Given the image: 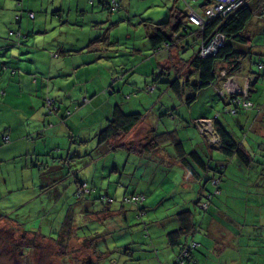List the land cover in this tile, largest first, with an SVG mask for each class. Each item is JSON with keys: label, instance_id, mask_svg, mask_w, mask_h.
Instances as JSON below:
<instances>
[{"label": "rangeland", "instance_id": "obj_1", "mask_svg": "<svg viewBox=\"0 0 264 264\" xmlns=\"http://www.w3.org/2000/svg\"><path fill=\"white\" fill-rule=\"evenodd\" d=\"M89 1L94 3L93 5L90 3L87 11H71V14L68 16V11L63 10V17L61 20L57 18V20L53 21L51 24L47 22V24L45 23L42 25V27H38L39 31H37L39 34L44 33V35L54 34L52 37H50L53 39L54 43H56L57 40L66 43L70 40H73L78 46H86V50L82 58L90 56L94 58V65L97 66L98 74L103 75V80L99 76L97 83L93 80H91V82L89 79H76L70 81V85L74 86L71 94L76 93V87L79 86L78 83L83 85V88L78 91V94L81 98L84 95L91 96L92 92L95 90H97V92H100L104 89L111 91V87L114 85L113 82L118 81V72H125L126 70H114V68L109 64V61H112L111 58L116 55L115 53H118L122 50H127L131 54V59L133 62H137L140 59L146 58L151 51V43L147 30L150 28L155 29L157 26H161L166 32L170 33L175 26L172 15L168 13L169 11L160 9L161 7H165L161 0L156 1V5L160 8L145 9L142 7L143 5H141V19L136 16H131L121 12L123 10L122 8L111 11L107 8V6L103 8V6L99 5L98 0ZM170 1L171 0L168 2ZM247 1L250 2V4L257 10L258 0ZM15 2L16 0H0V6H7ZM27 2L31 5L30 8L32 10H36L33 5H41L44 10L48 8V10H45V12H47L49 16L51 13H53V8H51V0H27ZM40 2H43V5L40 4ZM179 3L180 6L175 3V8H182L183 1L179 0ZM191 3L195 6H198L200 4V0H194L191 1ZM180 8H177V11L174 10L172 13L178 14L181 12L180 17L184 19L185 15ZM163 12L168 14L165 21H162L163 19L160 17ZM144 20H148L147 25L145 24L146 21ZM252 22L257 23L260 26H264V18H258L256 14ZM188 23L190 26L196 27V25L192 23L191 20H188ZM95 33L97 34L96 37ZM145 33L146 35L144 36ZM178 41L179 44L177 46H173L170 48V50H168L170 51L169 56H167V54H163L165 52L164 51L161 53V56H156L155 58H153V56L151 57L152 61L161 62L165 69L164 73H161V67L157 68L152 74L148 73L149 75L136 72L131 76L130 79H132V82L141 87V95L134 97L135 95L131 93L133 91L127 90L132 98L126 99L121 97L120 100L118 99V102H120L125 111H141L143 113V117L152 120V122H147L148 125L144 123L139 124L137 127L140 128L135 134L142 136L146 126H153L156 131H162L164 137H166V134H168L171 135L172 138L177 137L179 139H184L186 145L191 147V138L186 136L189 133H200V130L195 127L192 122H190V118L193 115L206 114L210 109L209 106L211 105L214 113L217 111L219 112L220 120H224V117H227L234 122L235 118H237V115L242 116L246 112L248 113L249 110H242L233 115L226 111V107L229 105V103L223 104V98L220 99V95L213 87L206 86L205 88H199L198 90H195L194 84L197 78V73L195 71L181 75L182 78L188 77L190 82L189 84L184 83V86H187L185 90L187 93L184 95V99L187 100L186 96L193 95L194 93H198L199 97L192 104H190L191 100H189L188 103H186L184 99L182 100L181 97L173 90V88L169 86V81L172 80L177 73H179L180 66L184 62L188 61L189 58L193 56L195 51L198 50L201 44V39L197 32H190L189 34H184L181 36ZM254 42H256V44H254L255 51H259V49H261V53L253 54V59L264 62V27L259 33L253 34V43ZM181 43L186 44L182 47L180 45ZM128 52H126V54H128ZM101 54L104 56L101 57ZM105 55L110 56V58L106 57ZM175 57H177V61L174 59ZM68 68L74 72L72 63L68 65ZM261 70V77L252 83L255 88L251 91L250 98L253 101V105L249 107V112L259 110L257 109L258 107L260 110H262L264 115V68ZM106 76L110 81V85H106L107 87L103 88V82H107ZM44 80L47 82L48 77H45ZM146 81L156 82L157 87L153 90L154 92L150 89H146L148 87L145 83ZM88 85H91L89 89H85ZM127 92L124 93L125 97L128 96ZM152 92L153 94H151ZM59 93L60 92L56 89V87L49 86L44 90L45 98L49 95L50 97L55 98L57 109L50 113L44 101V109L46 111L45 113L49 115L50 119L47 121L46 129L43 130V135H49L51 128H57V133H59L63 126H66L64 123L66 119H68V125L74 129L71 130L69 134L74 144L77 142L76 139L79 134L78 130L80 128L91 129L86 133H93L99 130V127L103 121H100L99 123L100 114L98 109L94 114H92L91 112L93 111V107L90 103H84V108L80 106L79 109L76 105L71 106L70 108L66 107V103L64 104L60 102L64 99V93ZM62 96L63 99H61ZM99 109L101 110L102 115L105 117L106 112L104 108L99 107ZM67 110H71V113L65 115ZM86 115H93L97 119V124L91 126L85 125V123L82 122L81 117ZM66 116L68 117L66 118ZM0 119L3 120L2 115H0ZM88 120L89 119H86V122H88ZM262 121L264 122V117L262 118ZM234 123L237 127H239L236 122ZM256 126L257 124L255 125V128H257ZM20 127H23V124ZM2 131L3 130L0 131V144L2 147H7L9 146L10 142H4L3 136L4 134H8V132ZM15 132L16 129L14 130L13 135H15ZM71 134H76L77 136L73 138ZM240 135V128H236L234 133L235 138L239 140ZM87 137L88 136L86 135V137H82V139ZM248 138H255L257 142L260 139L257 133L253 130H251ZM121 139L124 140V137ZM261 140L263 141V139ZM96 143L97 136L94 135L88 140H85L84 143L80 144L79 146L84 148L88 147L89 149L87 150H90L91 148H94ZM59 144L61 146L60 148L62 149L61 153L65 154L68 151V146L71 144V142H60ZM53 146L54 145L48 146L45 151L39 155V160L43 159L50 161L48 165L49 174L51 169H53L54 172H59L61 170L59 166L54 164V161L56 160V154L58 152ZM5 149L1 148L0 150V152L3 153L2 156L4 155V157L0 158V210H3L2 212H4L5 215L7 214L10 216H15L16 222L27 224L28 226L31 224L33 227H36L39 221H41L39 227L41 228L40 231L51 233V237H56L59 239L55 240L46 236H40L37 232H35L38 235L35 236L40 245L32 249L25 248L23 254L20 255V252L17 249H12L13 242L11 241H13L15 238L19 239L21 237V232H17L16 234L10 233L11 235H9L5 230L3 231V229H0V264H57L62 261L64 262L65 260L72 261L73 259V261H86L89 258L92 259L93 264H115L113 262V258L111 260L110 258L106 257L107 255L105 254L107 253L108 248L104 243H101L102 241H100V247L101 249H105L104 254L97 251L95 247H88L82 238L77 237V235L73 233L75 229L79 231V226L85 230H91L100 227V217L103 214L106 216V214H100V212H96L92 213V217H89L88 212H83L81 210L78 211V206L82 204L78 202L77 197L74 196V194L72 195L73 185L71 183H69V201L66 202L63 207L61 205L62 197L59 199L60 192H58V194L54 193L57 195L54 197L55 200L54 198L51 199L50 197H46L48 195L45 194V192L48 193V189L51 188L48 177L43 176L40 183V180L35 173L34 185H32L33 183L31 179L26 184H24V186L22 183V169L23 166H25V158L22 155L10 156L11 152L9 151V148L6 150ZM74 149L75 146L72 145L70 153L76 155L75 158L79 159V156L77 155L76 151H74ZM96 150V148H94L92 151L90 150L88 156H91V152ZM107 151L108 152L103 156H100V154L97 153V173L95 175V181H93L91 178L89 179L91 187L90 197L95 196L94 198L97 199V208H102L103 198H105L104 196L109 195L113 196L114 198L112 202H109L110 206H115L122 203L126 207L129 206V209L124 210V213H126L127 217H131V221H129V223L136 231L135 236L137 239L142 240L143 238L141 233H138V231L141 229H144V231L149 229L152 232H155L156 228H161L163 230V223L153 221L155 216H152L156 211H159L160 214H164V210L162 209L163 203L171 204L169 210L174 211L177 208H182L177 205L180 201H182V199L192 197L188 200V202L193 203L192 205H196L197 199L200 198V190H203L204 188L210 189L213 187L211 180L208 182L204 181L202 184L198 182L196 185H186L183 187L170 184L165 188H170L169 190H172L174 186L176 192H171V196L161 200L154 208L150 207L148 210H142L143 205L141 203L130 204L126 201H123V198L125 192L134 189V186L130 184L128 188L129 190H127L128 182L130 183V178L139 179V172H142L143 169V171L146 173L147 170L144 169V167L137 166L136 161L133 160V155L122 146H118ZM259 151L261 153L264 152V142L262 144V148ZM213 154L214 160L211 159V162L216 164L217 162H222L223 160V162L227 164L225 170L229 176L226 177V180L224 178L221 180L220 188L224 187V190H221L223 196H220L221 191L217 193L208 213L216 215L218 220L224 225L225 236L220 241V245L211 250L209 247H205L206 245L209 246L207 244L208 241L205 239L206 231L205 229L200 228V230L194 234V241L200 242L199 246L195 250V252L198 254V259L200 260L201 264H264V247L260 245L261 243L264 244V186L253 183L252 178L248 176L249 172L243 169L240 170L237 167L238 161L235 157H227V155L220 152V150H217L216 147L213 148ZM51 155L54 156L51 157ZM127 155L129 156V161ZM78 159L77 163L81 164L82 161ZM116 162H118V164ZM27 171L28 168L25 169V172ZM158 172L160 174L159 170ZM28 174L30 176L34 175V173L31 171H29ZM133 175L135 177H133ZM50 176L53 178H58V176L55 174ZM243 176H246L248 180ZM144 178L145 176L142 178V180H144ZM142 180L137 189L140 188V190L143 191L147 190L148 196H150L151 193L148 190V186H154L158 180L155 177V174L148 182ZM253 181L256 182V180ZM67 182H69V180L64 178L62 184ZM239 184H242L241 188L234 187V185L238 186ZM116 189H118L117 193ZM186 190L190 192L186 193ZM211 190L213 191L214 188ZM184 194L186 196H184ZM202 199H206L205 194L202 195ZM175 201H178V203L175 204ZM51 204L54 205L51 206ZM135 205L137 207L133 211L132 208H134ZM197 208L199 209L198 206ZM43 209H45L44 212L46 215L43 212ZM69 210L74 215L73 220L80 225L77 226V228L76 226H72L70 232L71 236H68L66 238L67 240L64 241V237H66L65 232L61 233L60 237H57L56 235L58 234L57 230L60 231L59 229L62 227V223H59L61 211L68 212ZM207 219L208 217L204 214L201 215L200 212L197 213L196 220H201V225L205 228L207 225ZM164 220H166V223H169V219L161 218V221ZM0 222H2V219H0ZM51 222H54L53 229L50 228ZM15 225L18 226L17 223H15ZM169 226V228H172L174 224ZM126 230L128 229L119 230L118 228L113 232L108 231L107 236L109 238H114L117 241L122 239L121 241H118V243L123 244L129 241L128 239L130 237V234L125 232ZM62 237L64 238L63 240ZM58 240H60V242H58ZM156 242L159 243V240ZM58 243L66 244L64 251L61 250L60 244ZM95 244L97 247V241ZM176 252L177 246L171 248L170 255L166 258V264H172V262H168L167 259L171 260ZM143 253H150V260L155 261L157 264L155 256L158 258L160 252H157L156 249L152 248L151 251L143 250ZM76 263L78 264L79 262L76 261ZM137 263L138 262L135 264Z\"/></svg>", "mask_w": 264, "mask_h": 264}, {"label": "crops", "instance_id": "obj_2", "mask_svg": "<svg viewBox=\"0 0 264 264\" xmlns=\"http://www.w3.org/2000/svg\"><path fill=\"white\" fill-rule=\"evenodd\" d=\"M156 1L157 0H120L121 8L123 9L121 12L129 14L131 16H136L139 19H141L142 16V14H140L141 5H143L142 7L145 9L160 8L159 6L156 5ZM168 1L169 0H161V2L164 4L165 7H161L160 9L169 11L168 13L172 15L171 10L175 8V3H177L179 6L180 3L178 0H171L170 2ZM201 2H203V0H200V3ZM90 3L91 5H93L94 2H90L89 0H51V8H53L52 11L53 13H51L50 16L47 12H45V10H48V8L44 10L41 5L40 6L33 5V7L36 10H33L34 12H31L32 10L30 8L31 5L27 2V0L22 1V7L24 10L22 11V14L19 17L17 16V13L19 12L18 10L19 7L16 5V3L9 4L7 6H0V89L3 88L5 90V93L3 94L0 93V115L3 116V120L0 119V131L3 130L2 132H6V131L8 132V134H4V135H7L9 137V140L8 141L3 140V141L7 143L10 142L9 146L2 147V145L0 144V147L3 149L9 148V151L11 152L10 156L22 155L25 158L26 160L25 166H23L22 169L23 185L26 184L31 179L33 183L32 185H34L33 177L28 174L29 171L33 172L35 169V166H31V162L32 163L42 162L43 159L39 160V155L42 154L48 146L54 145L53 147L56 148L55 150H57L58 154L60 155L69 154L71 152L72 145L75 146L74 151H76V153H83L85 151H88L90 153V150L92 148L90 150H87L89 149L88 147L84 148L79 145L84 143L85 140H88L89 138L97 134V131L93 133H86L88 130L91 129L80 128L78 130L79 132L78 136L76 134L75 135L71 134L73 138L77 136L76 139L77 142L76 144H74L69 135L70 131L74 129L70 125H68V119H66L68 116H66L65 118L66 120L64 121L66 126H63V128L59 132L61 134L57 133V128H51L50 134L47 136L41 134L40 132H42V128L47 124V121L50 119L49 115L45 113L46 111L44 109V101H45L44 90L46 87L49 86L56 87V89L60 92L59 94L64 93V99L62 96L61 99L63 100L60 102L64 104L66 103V107L70 108L71 106L78 105L77 108L79 109L80 106L82 107L84 106V103H90L93 107V111L91 112L92 114H94L98 109L100 114L99 123L100 121H103V123L99 127L100 129L107 122V115L110 114L113 103L117 102L118 99L120 100L121 97H124L126 99L132 98V96L127 92V90L133 91L131 93L135 95L134 97H138V95H141L140 92L141 87L138 86L136 83L132 82V79H130L133 74H135L136 72H140L141 64L146 61V65L144 66L143 70H141V72H145V74L143 73L144 75H147V73L151 71V69L153 70L154 67L159 66V61H157L156 63L151 60L152 58H150L152 56L156 57V55L148 54L150 56H147V58L140 60L138 62H133V60L131 59V54L127 50H122L119 51L118 53H115L116 55L113 58H111L112 61H109V64L114 68V70L126 69L125 72H121V71L118 72L119 73L118 75H123V77L121 79H118V81L113 82L114 85L112 83L113 86L111 91L104 89L101 90L100 92H97V90H95L94 92H92L89 101H86L87 99H84L83 97L81 98L78 94V91L81 90V88H83V85L78 83L79 86L76 87L77 88L76 93L71 94V91L74 88V86L70 85L71 80L89 79L90 81L93 80L97 83V79L99 76L103 80V75L98 74L97 66L94 65L93 62L94 58H92L91 56L82 58L85 53L86 46H78L76 42L73 40H70L67 43L57 40L56 43H54L53 39L50 38L54 34L44 35V33L39 34L37 31H39L38 27H42V25H44L45 23L47 24V22L51 24L53 21L57 20V18L61 20V18L63 17V10L68 11V16H69L71 14V11H79V10L87 11V9L90 6ZM98 3L99 5L103 6V8H105V6L107 5L106 4L107 0H98ZM40 4L43 5V2H41ZM176 8H180V7H176ZM180 9L184 11V5ZM27 10H29L30 12H27ZM57 11L58 13H55ZM167 15L168 14H165V12L161 14L160 17L163 19L162 21L166 20ZM145 19H149V18H145ZM144 21H146L145 24L147 25L148 20H144ZM155 23H159V22H155ZM12 29H16L17 32L22 33L23 35L26 36L22 38L15 37L14 34L10 32V30ZM151 31L152 28L147 30V33L150 34ZM145 35L146 33L144 34V36ZM96 36L97 34L95 33V37ZM184 45L185 43H181L182 47ZM126 52H128V54H126ZM150 52L152 54V50ZM103 56L104 55L101 54V57ZM105 56L110 58V56L108 55ZM191 58H189L188 61L182 64V68H184V70H190V68L192 67L190 63ZM253 60L254 59H249L246 62H244L241 71H243L242 73H244V71L253 72L256 75V80H258L261 77V73H262L261 69H263L264 67H259L257 64L253 62ZM3 62H6L9 67L4 69L2 67ZM71 63H72V67H74V72H72L71 69L68 68V65ZM11 67L15 68V72H12V70L10 69ZM45 77H48L47 82L44 80ZM145 83L146 85H148L149 83L152 82L146 81ZM106 85L107 86L110 85V81L108 80V77H107V82H103L102 87L106 88L107 87ZM90 86L91 85L86 86L85 89H89ZM254 88L255 86L251 85V91ZM251 91H250V95H251ZM125 92L128 93V96L126 97L124 96ZM153 92L151 94H153ZM48 97H50V95ZM99 107L104 108L106 112L105 117L102 115V112L99 109ZM209 108L210 109L206 114L211 115L213 113V108L211 105L209 106ZM257 109L259 110L253 109L254 112H249L250 109H247V111L249 110L248 113L246 112L242 116L237 115V118H235L234 122H236V124L239 127H237L235 123L227 117H224V120H220V116H219L218 119L230 132H232L233 136L236 131V128L237 129L240 128L241 135L239 140L236 139L235 136L234 138L242 143V145L245 147L248 153L252 154V158L247 162L240 160L235 156H231V158L235 157L237 159L238 161L237 167L240 170L243 169L249 172V174L248 173L246 174H248V176L252 178L253 183H255L256 185L264 186V152L261 153L259 151L262 148V144L264 142V137H263L264 122L262 121L264 115L262 113V110H260V108L257 107ZM66 112L67 113L65 115H68L69 110H67ZM81 119L82 122H84L85 125L88 126L97 124V119L93 115L82 116ZM86 119H89L88 122H86ZM147 122H152V120L143 117L142 120H140L137 124L134 125V127L130 131H128V133L123 135L124 137L123 141L144 143L147 140L148 136L150 135L152 126L147 127L145 125L146 126L145 131L142 136L135 133L140 128L137 127L139 124L144 123L148 125ZM22 124L23 127H20ZM256 124H257L256 126L257 128H255ZM15 129L16 132L15 135H13ZM251 130L255 131L258 137L260 138L258 142L255 140V138H250V139L248 138ZM86 135L88 137L82 139V137H86ZM188 135L189 138H191L190 143L192 148H196L200 152H203V150H205V148L208 147L204 137L201 134L189 133ZM261 139H263V141ZM67 141L71 142V144H69L68 146V151L65 154H63L61 153L62 149L60 148L61 146L59 143L60 142L66 143ZM138 147L139 146L134 148L137 149ZM94 148L97 149V143ZM101 149H102L101 151L105 154L106 148L103 147ZM166 151L167 149L165 147L162 151H160V149L157 150L143 149L142 152L134 151V149L129 150V153L133 155V160L136 161L137 166L144 167V169H146L147 172L145 173L142 169V172L141 171L139 172L140 174L139 179L130 178V183L128 182L127 190H129L128 188L131 184L134 186V189H131V191L137 190V192L142 191L144 194L146 193L145 194L147 200V205H145L146 208L147 207L154 208L161 200L171 196V192H176L174 186L172 190H169L170 188L168 189L165 188L170 184H173L178 187H183L186 185L187 186H191L193 184L196 185V183H198L196 179L192 177H188L185 174H183L179 163L177 162V160L174 159L175 154H171L169 151L168 152ZM2 154L3 153L0 152L1 155L0 158L4 157V155L2 156ZM96 158H97V150L91 152V156L83 155L79 157V159L75 158V167L76 169H78V173L80 177H85L86 175H92L93 181H95V177H96L95 175L97 173ZM127 158L129 161L128 155ZM77 159L81 160L82 163L78 164ZM116 163L118 164V162ZM167 166L168 167L170 166V168H168ZM26 168H28L27 172H25ZM235 169L238 170L237 168ZM158 170L160 171V174ZM154 174L158 182L155 183L154 186L152 187L148 186V190L151 193L150 196H148L147 190L143 191L140 190V188L139 189L137 188L141 184V180L144 176L145 178L142 181L148 182L153 177ZM227 176L229 175L225 170L223 178L226 180ZM133 177L135 176L133 175ZM243 177L247 179L246 176ZM48 180L52 183L53 181H55V178L53 177L48 178ZM253 180H256V182ZM143 186L145 187L144 184ZM241 186L242 184H239L238 186L234 185V187L237 188H241ZM153 189H157V190H153ZM208 189L209 188L207 189L204 188L203 190H200L199 197L202 196L200 194L204 195V193ZM58 190L60 192L59 199L62 197L61 205L63 206L66 202L69 201V199L67 195L65 198H63V194H61L60 189ZM117 190L118 189H116V193ZM221 190L223 191L224 187H222ZM222 191L220 196H223ZM189 192L190 191L186 190V193ZM53 194H54L53 192L49 191V193L47 194L48 196L46 197H50L52 199L57 196ZM184 196L186 195L184 194ZM191 198L192 197L184 198L177 205L179 207H183L188 203V200ZM83 202H85V200ZM89 202H92L91 203L93 207L92 211H94V212H89V217H92L93 216L92 213H96V212L97 213L100 212V214L103 213L106 214V216L104 214L101 215L100 217L101 226L98 227V229L94 228L88 230L89 233L93 234L94 236L95 233L97 232L96 230L101 231L103 233L104 239L101 240L102 241L101 243H104L108 248L107 253L105 254L107 255L106 257L110 258L111 260L113 258L114 259L113 262L115 264H135L136 262H138L137 264H156L155 261L150 260L151 257L150 253L148 254L143 253V250L151 251L153 248L156 249L157 252H160L158 258L154 255L157 260L156 261L157 264H166V258L170 255L171 248L174 247L167 241L166 231L175 228L178 225V221L175 219L174 215L178 210H180V208H177L174 211H170L169 208L171 207V204L163 203L162 209L164 210L163 211L164 214H160L159 211H156L152 215L155 216V219L153 221L163 223V230L161 228H156L155 232H152L149 229L147 231L141 229L140 231H138V233L140 232L141 235L143 236L142 240H140L136 238L135 236L136 231L129 223V221H131L130 220L131 217L130 216L127 217L126 213H124V210L126 209L128 210L129 206L126 207L123 204H118L115 206H109L108 207L110 208L109 210L102 211L100 210V208L99 210H97V201L93 200ZM174 203L176 204L178 203V201H175ZM53 205L54 204H51V206ZM122 206L124 210L121 209ZM136 207L137 206L135 205L134 208H132V210L134 211ZM2 211L3 210H0V217H1L0 219H2V222H0V229H3V231L5 230L7 234L11 235V234H16L17 232L26 231L29 234L37 232L38 235L40 236H46L51 238L49 236L51 235V233L40 231L41 228L39 227L41 221H39L36 227H33L31 224H29L28 226L27 224H21L19 222H16L15 216H10L7 214L5 215L4 212ZM44 211L45 209H43V212ZM63 216H64V211H61L60 220H63ZM160 216L161 218L169 219V223H166V220L161 221ZM167 216H169V218ZM60 220L59 223L61 222ZM15 223H17L18 226H16ZM53 223L52 222L50 223L51 229H53L54 227ZM172 224H174V226H172V228H169L170 227L169 225ZM118 228L119 230L128 229L125 232L130 234V237L128 239L129 241L120 244L118 243V241H121L122 239L119 238L120 240L117 241L114 238L111 237L109 238L107 236L108 231L113 232L115 229ZM206 229L208 230V234H205V239L208 241L207 244L210 245L209 248L212 250L220 245L219 244L220 241L225 236L224 225L218 220L216 215L210 213L207 219ZM76 232L77 230L73 231L74 234H76ZM67 237H65L64 241L67 240L66 239ZM84 237L85 236L79 238H82L83 241H85V244L88 245V247L90 246L95 247L97 251L103 254L105 253V249H101L100 247L101 245L100 242L97 243V247H96V244H94L95 239H93V241H89ZM15 240L17 239L15 238ZM157 240H159V243L156 242ZM90 242H92V245ZM58 244H65V243H58ZM260 245L264 247V244L261 243ZM37 246L38 244H34L32 248H35ZM179 249L180 246L177 247V252L174 254L172 259L171 260L167 259L168 262H172V264H177L175 262V257L179 253ZM198 264H201L199 259H198Z\"/></svg>", "mask_w": 264, "mask_h": 264}, {"label": "trees", "instance_id": "obj_3", "mask_svg": "<svg viewBox=\"0 0 264 264\" xmlns=\"http://www.w3.org/2000/svg\"><path fill=\"white\" fill-rule=\"evenodd\" d=\"M22 1L23 0H16V5L19 7L18 10L19 12L17 13V16L19 17L22 14V11L24 10L22 7ZM179 1V0H178ZM183 1V5L185 7V0ZM191 1L194 0H190ZM119 5L117 8H111L109 6L110 2L107 0V8L110 9L111 11L118 10L121 8V2L118 0ZM206 2L210 3V0H203L198 6H195L191 3L192 6L197 8L200 12H204V7ZM41 3V2H40ZM264 0H258V8L257 10L255 7H253L250 2L246 1L239 5L233 12L228 13L226 16H223L219 14L218 16L210 18L204 27H199L197 24L194 29V26H190L188 23V16L186 14V11H182L185 15V18L182 19L181 12L178 14L172 13V18L174 21V28L173 30L168 33L162 28L161 26H157L155 29H152L149 35V40L151 43V52L149 53L150 55H156L159 56L161 55L162 52L163 54H167L169 56L170 54V48L173 46H177L179 43L178 39L183 36L184 34H188L191 31L197 32L200 36L201 39H207L212 32L215 29L220 28L224 33H225V41L221 46H219L216 51H214L211 54H207L205 56L199 55L197 51L191 58V68L190 70H184L182 68V65L179 68V73L176 74V76L169 81V86L173 88V90L184 99V95L187 93L186 87L184 86V83L189 84V78H182L181 75L185 73H191L195 71L197 73V78L195 80L194 88L195 90H198L199 88H205L206 86H211L214 88L213 84L220 83L223 79L226 77L237 74L238 79H239V85L243 87L245 85V78L246 76H250L249 80V90H248V97L250 98V91H251V85L252 83L256 80V75L251 72V71H241L243 67V63L246 60L253 59V54H260L261 49L259 51H255V46L256 42L253 43V34L254 33H259L262 31L264 26H260L257 23L252 22L253 18H255V14L258 18H262L259 16V11L261 10V7L263 6ZM177 8H173L171 11L173 12ZM27 12H30L27 10ZM31 12H34L31 10ZM55 13H58L55 12ZM187 22V23H186ZM173 23V22H172ZM186 26V28H184ZM175 31H179V36L175 37L173 36V33ZM11 33L14 34L15 37H25L26 35H23L22 33L17 32L16 29L10 30ZM167 41L169 42L167 47H164L163 49H160V51H157L158 47H163L164 42ZM186 44V43H185ZM181 45V44H180ZM147 55V56H150ZM155 56H153L154 58ZM147 58V57H146ZM151 58V57H150ZM145 59V58H143ZM140 59V60H143ZM177 61V57L174 58ZM138 60V61H140ZM137 61V62H138ZM255 64H257L259 67H264V62L259 61V60H253ZM157 63V61H156ZM146 65V61L141 64L140 69L143 70L144 66ZM2 67L4 69L8 68V64L6 62H3ZM161 67V73H164V66L159 62V66L154 67L153 70L149 71V74H152L156 71L157 68ZM12 72H15V68L11 67L10 68ZM140 70V72H141ZM144 73L145 72H141ZM147 73V72H146ZM147 73V75H149ZM118 79H121L123 75H118ZM115 81V79H114ZM158 81V80H157ZM147 89L154 90L156 86V82L149 83L147 85ZM215 89V88H214ZM112 90V87H111ZM216 90V89H215ZM217 92V90H216ZM0 93L3 94L5 93V90L3 88L0 89ZM218 93V92H217ZM243 93V91H241ZM219 94V93H218ZM220 95V99L223 98V104H227L231 102V98H229L226 95ZM87 96V100L89 101L90 96ZM199 97L198 93H194L193 95H187L185 102L188 103L189 100H191L190 104L195 102V100ZM251 99V98H250ZM232 103V102H231ZM45 104H46V98H45ZM237 104L236 102L232 103L231 105ZM78 106V105H76ZM249 108L246 107H237L236 112L231 114H236L242 110H247ZM53 111H50L52 113ZM71 113V110L69 111V114ZM214 113V112H213ZM208 115V114H199V115H194L190 118V122L197 127V122L196 119L200 117H214L216 113L217 116L214 117V125L215 129L220 137L219 142L215 144H211L208 142L206 135L203 133L201 134L208 147L203 150V152H200L196 148H192L188 145H186L184 139H179L177 137L172 138L171 135L166 134V137L163 136L162 131H156L154 127L152 126V130L150 132V135L148 136L147 140L143 143H135V142H125L121 138L123 137L124 134L128 133L135 124H137L140 120L143 118V113L141 111H125L120 104V102H115L113 103L111 107L110 114L107 115V122L104 124L103 127H101L97 131V153L100 154V156H103L104 153L101 151L103 147L106 148V153L108 152L107 150H111L112 148L114 149L115 147L122 146L126 150H133L137 152H142L143 149L145 150H157L160 149L162 151L164 147L167 149L166 152H170L171 154H175V160L179 163L181 167V171L183 174H185L188 177H192L196 179L198 182L201 184L204 181H209L211 180L214 190L212 191L210 189L206 190L204 193L206 195V199L203 200L202 196L197 199L196 205L191 202H188L186 205H184L180 210H178L174 217L178 221V225L175 228L169 229L166 231V237L167 241L172 245V246H180L179 253L175 257V262L177 264H198V254L195 252L196 248L199 246L200 242H195L194 241V234L200 230V228L205 229L206 233L208 234V230L201 225V220H196L197 219V213H201V215L209 216V208L211 204L213 203L214 197L221 191L222 188H220L221 180L223 179L224 173H225V168L227 166L226 163L217 162L214 164L211 162L213 159V148H217V150H220L223 154L229 156H235L236 158H239L240 160L243 161H249L252 158V154L248 153L245 147L242 145V143L238 140H236L232 134L220 121H219V112H215L214 114ZM229 114V113H227ZM46 129V125L42 128L41 134H43V130ZM40 135V134H38ZM37 135V136H38ZM186 137L189 138V135ZM3 140L8 141L9 137L7 135L3 136ZM183 140V141H182ZM170 144H169V143ZM96 145V144H95ZM139 146L137 149L134 147ZM95 147V146H94ZM56 149V148H54ZM60 149V148H59ZM93 149V148H92ZM91 149V150H92ZM58 154V153H57ZM56 154V160L54 161V164L56 166H59L61 170L59 172H54L53 169H51L50 174L48 165H49V160H43L42 162H36L32 163L31 166H35V170L33 171L34 175L33 177V182H35V173L40 180V183L42 181V177H48L52 178L50 175L55 174L58 176V178H55V181H53L51 184V188L48 190L58 194L59 190L61 191V194L63 193L64 198L66 195H69V183L73 185L72 188V195L77 197V200L80 204L78 206V211H83V212H94L93 207H92V202L89 201H97L95 199V196L90 197V191H85L83 192L82 187L83 183L86 182V185L90 187L89 179L91 178L93 180L92 175H86L85 177H80L78 173V169L75 167V157L76 155L74 154H67V155H60ZM89 152L85 151L83 153H77L79 157L88 155ZM54 155H51L53 157ZM115 156V155H114ZM115 158V157H114ZM214 160V159H213ZM168 167V166H167ZM170 168V166L168 167ZM200 169V171H199ZM69 180V182L62 184L63 179ZM70 178V179H69ZM206 182V183H207ZM91 188V187H90ZM49 193V192H48ZM45 192V194H48ZM137 193H142V191L134 190V191H128L124 193V198L123 201H126L127 203H141L143 204L142 210H148L145 205H147V200L146 196L144 194V199L143 200H127L126 197L129 195H134ZM54 194V195H56ZM203 195V194H200ZM117 196V195H116ZM105 197V196H104ZM111 199L103 198V206L100 208V210L105 211L109 210L108 208L109 202H112L114 200L113 196H110ZM98 198V197H97ZM202 199V200H201ZM85 200V202H83ZM83 202V203H82ZM200 203V204H197ZM203 203H206L207 205L204 206ZM123 204V203H122ZM63 207V206H62ZM69 209V208H68ZM123 209V206L121 208ZM198 209V210H197ZM99 210V208H97ZM96 210V211H97ZM199 211V212H198ZM70 213V214H69ZM168 217V216H167ZM169 218V217H168ZM74 215L70 212H64L63 220H60L62 223L60 231H58V234L56 235L57 237H60V234L65 232L66 237L71 236V227L72 226H79L80 224H77L74 220ZM73 227V228H74ZM75 229V228H74ZM79 231L77 229L76 235L77 237H82L85 236V239H88L89 241H93L95 239V242L99 243L101 240L104 239V235L101 231L96 230L97 232L95 233V236L91 233H89L88 230H85L81 228V226L78 227ZM98 229V228H97ZM82 233V234H81ZM87 233V234H86ZM89 233V234H88ZM84 234V235H83ZM21 237L17 240H13V248L12 249H17L20 252V255L23 254L24 249H32V246L34 244H38L36 236H38L36 233H31L29 234L26 231H23L20 233ZM36 235V236H35ZM51 237V235H49ZM54 238V237H51ZM65 238V237H64ZM186 238V239H185ZM59 239V238H54ZM63 239V237H62ZM60 242V240H58ZM94 242V244H95ZM92 245V242H90ZM11 244V243H10ZM187 246V253L183 254L185 246ZM64 247H66V244H60V248L62 251H64ZM205 247H210L205 246ZM181 253L184 256H189L184 261H179V258L181 257ZM72 259V258H71ZM79 263L78 264H93L92 259L89 258L86 261L82 260H76ZM76 261H70V260H65L64 262H59V264H77ZM219 264V263H218Z\"/></svg>", "mask_w": 264, "mask_h": 264}, {"label": "built area", "instance_id": "obj_4", "mask_svg": "<svg viewBox=\"0 0 264 264\" xmlns=\"http://www.w3.org/2000/svg\"><path fill=\"white\" fill-rule=\"evenodd\" d=\"M208 1V0H207ZM247 0H210V3L206 2L204 7V12H200L197 8L191 5L190 0H185V11L188 16V18L195 24H197L199 27H204L206 22L215 16H218L219 14L226 16L228 13L233 12L239 5L246 2ZM110 4L109 6L111 8H117L119 5L118 0H109ZM259 16L264 17V3L261 7V10L259 11ZM186 28V26H184ZM173 36L178 37L179 31H175L173 33ZM225 41V33L220 29H215L212 34L207 39H202L201 44L198 49L199 55L205 56L207 54H211L216 49L223 44ZM169 42L165 41L163 44V47H158L157 51H160V49H163L164 47H167ZM249 80L250 76H246L245 78V85L241 87L239 85V79L237 74L230 75L226 77L222 82L213 84L214 88L217 90L219 94L227 95L229 98H231V102H236L237 104L231 105L230 102L229 105L226 107L227 112H236L237 107H246L249 108L253 105V101L248 97V90H249ZM243 91V93H241ZM84 99H88L86 95L83 96ZM46 105L49 111H53L57 109L55 98L53 97H47L46 98ZM218 113L215 114L217 116ZM214 116V117H215ZM214 117H200L196 119L197 122V128L200 130L201 133L205 134L211 144H215L219 142L220 137L215 129L214 125ZM90 187L86 185V182L83 183V187L81 190L90 191ZM144 197V194H134L129 195L126 197L127 200H140ZM107 199H111L109 196H105ZM204 206H206V203H203ZM187 246H185V250L183 254H186L187 252ZM181 253V257L179 258V261H184L189 256H184Z\"/></svg>", "mask_w": 264, "mask_h": 264}, {"label": "clouds", "instance_id": "obj_5", "mask_svg": "<svg viewBox=\"0 0 264 264\" xmlns=\"http://www.w3.org/2000/svg\"><path fill=\"white\" fill-rule=\"evenodd\" d=\"M261 17H263V16H261ZM188 20H190L189 18H188ZM192 22V21H191ZM193 23V22H192ZM195 29H197V28H195ZM201 41H202V39H201ZM199 49V48H198ZM197 53H198V50H197ZM224 80V79H223ZM222 82V81H221ZM227 96V95H226ZM206 138H207V136H206ZM207 140H208V138H207ZM208 142H209V140H208ZM210 143V142H209Z\"/></svg>", "mask_w": 264, "mask_h": 264}]
</instances>
